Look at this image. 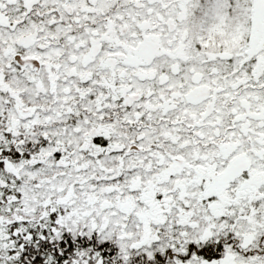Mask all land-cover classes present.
<instances>
[{"label":"snow or ice","instance_id":"6c2138e0","mask_svg":"<svg viewBox=\"0 0 264 264\" xmlns=\"http://www.w3.org/2000/svg\"><path fill=\"white\" fill-rule=\"evenodd\" d=\"M0 264H264V0H0Z\"/></svg>","mask_w":264,"mask_h":264}]
</instances>
